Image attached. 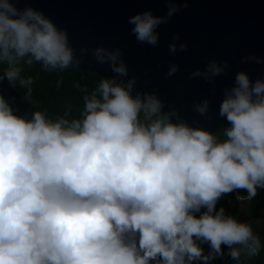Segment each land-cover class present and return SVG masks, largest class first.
Returning <instances> with one entry per match:
<instances>
[{
    "label": "clouds",
    "instance_id": "9594fccd",
    "mask_svg": "<svg viewBox=\"0 0 264 264\" xmlns=\"http://www.w3.org/2000/svg\"><path fill=\"white\" fill-rule=\"evenodd\" d=\"M18 2L0 0V82H18L30 95L25 66L62 72L80 61L66 31ZM166 2L174 5L166 16L129 18L139 43L155 46L157 28L180 11L176 0ZM93 55L127 76L118 49L97 47ZM222 71L211 62L192 75ZM116 77L83 89V109L72 119L39 110L25 119L0 95V264H209L224 248L240 264L243 254H258L252 226L217 204L264 189V80L237 73L219 106L228 126L213 134L164 112L155 93L133 95L134 79ZM207 108V101L196 106L202 115Z\"/></svg>",
    "mask_w": 264,
    "mask_h": 264
},
{
    "label": "water",
    "instance_id": "95a60500",
    "mask_svg": "<svg viewBox=\"0 0 264 264\" xmlns=\"http://www.w3.org/2000/svg\"><path fill=\"white\" fill-rule=\"evenodd\" d=\"M15 6L31 7L66 31L74 58L80 61L79 67L69 69L116 77L108 63L95 60L93 52L97 47L118 49L127 76L116 78L125 83L134 79L133 95L155 93L164 112H175L190 127L213 134L228 126L219 106L225 91L235 86L237 73L244 72L252 81L264 80V0H187L186 7L183 0H176L180 11L157 28L155 46L139 43L128 20L144 11L166 16L174 6L166 0H19ZM173 43L174 53L169 51ZM180 44L187 45L185 51L179 50ZM211 62L223 69L219 75L209 73V79L192 75L204 73ZM172 66L177 71L168 75ZM205 101L208 108L202 115L196 106Z\"/></svg>",
    "mask_w": 264,
    "mask_h": 264
},
{
    "label": "trees",
    "instance_id": "16d2710c",
    "mask_svg": "<svg viewBox=\"0 0 264 264\" xmlns=\"http://www.w3.org/2000/svg\"><path fill=\"white\" fill-rule=\"evenodd\" d=\"M22 75L31 76L34 80L30 95L27 93V89L20 87L18 82L13 87L6 79L0 82V95L13 108L15 114L25 119L31 118L33 110L43 111L52 119L63 116L65 113L69 114V119L77 117L83 109L82 97L85 92L82 90L87 89L90 92L101 79V76L90 73L80 74L72 69L63 72H47L40 65H33L31 68L25 66ZM221 200L231 204V210L226 214L234 216L235 211L238 210V204L232 201L231 193L225 195ZM261 245L262 248L258 254H243L240 264H264V240H261ZM201 247L204 249V254L207 255L210 251L209 246L202 244ZM223 252L222 257L218 256L210 260L209 264H236L227 255V248H224ZM196 264H200V262L197 261Z\"/></svg>",
    "mask_w": 264,
    "mask_h": 264
},
{
    "label": "crops",
    "instance_id": "0c3cea01",
    "mask_svg": "<svg viewBox=\"0 0 264 264\" xmlns=\"http://www.w3.org/2000/svg\"><path fill=\"white\" fill-rule=\"evenodd\" d=\"M234 217L241 222L250 224L254 234L258 235L260 240H264V191H258L255 198L251 199L250 202L238 205Z\"/></svg>",
    "mask_w": 264,
    "mask_h": 264
},
{
    "label": "built area",
    "instance_id": "2783aa9c",
    "mask_svg": "<svg viewBox=\"0 0 264 264\" xmlns=\"http://www.w3.org/2000/svg\"><path fill=\"white\" fill-rule=\"evenodd\" d=\"M264 191V189H260ZM231 199L233 202L237 203L238 205L245 204L251 201L248 198L247 193L245 191H238L231 193Z\"/></svg>",
    "mask_w": 264,
    "mask_h": 264
},
{
    "label": "rangeland",
    "instance_id": "374dc122",
    "mask_svg": "<svg viewBox=\"0 0 264 264\" xmlns=\"http://www.w3.org/2000/svg\"><path fill=\"white\" fill-rule=\"evenodd\" d=\"M217 206H218V209H219L220 207H223V208L225 209V213H227V212L229 211V209L231 208L230 203H228V202H223L222 200H220V201L218 202Z\"/></svg>",
    "mask_w": 264,
    "mask_h": 264
}]
</instances>
